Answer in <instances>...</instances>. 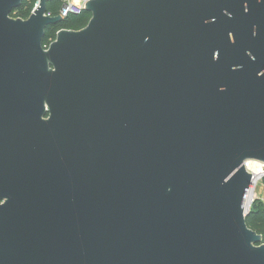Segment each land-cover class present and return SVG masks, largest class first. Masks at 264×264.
Masks as SVG:
<instances>
[{"label": "water", "instance_id": "water-1", "mask_svg": "<svg viewBox=\"0 0 264 264\" xmlns=\"http://www.w3.org/2000/svg\"><path fill=\"white\" fill-rule=\"evenodd\" d=\"M22 1L0 0V264H264L243 165L264 163V0L254 43H220L225 0H87L46 47L61 15Z\"/></svg>", "mask_w": 264, "mask_h": 264}, {"label": "trees", "instance_id": "trees-1", "mask_svg": "<svg viewBox=\"0 0 264 264\" xmlns=\"http://www.w3.org/2000/svg\"><path fill=\"white\" fill-rule=\"evenodd\" d=\"M36 0H23L21 5L28 4V8L19 14V17L26 18L33 6V3ZM60 0H49L46 2V13L51 15H56L59 12V8L61 7ZM21 5L13 10L19 9ZM90 14L81 9L78 14H67L64 18H62L58 23L53 25H48L45 27L44 35L42 38V44L47 45L51 40L54 39L55 33L59 29H80L81 27L85 26ZM264 181V176L262 178ZM245 223L246 225L252 229L253 231L257 232L261 235V243L264 244V205L261 203H257V199L250 205L246 215H245Z\"/></svg>", "mask_w": 264, "mask_h": 264}, {"label": "flooded vegetation", "instance_id": "flooded-vegetation-1", "mask_svg": "<svg viewBox=\"0 0 264 264\" xmlns=\"http://www.w3.org/2000/svg\"><path fill=\"white\" fill-rule=\"evenodd\" d=\"M250 1V0H247ZM239 0H225L222 6V17L221 22L217 26L218 30L216 33L220 35V43H236L240 38L241 43H254L255 36L251 34L246 38L244 31V21L246 18H243L244 10V1L242 0L241 6ZM48 114H45L44 117H47ZM115 129L118 132H121L123 129V121L120 118L115 126ZM126 129L128 133V116H127V123Z\"/></svg>", "mask_w": 264, "mask_h": 264}, {"label": "built area", "instance_id": "built-area-1", "mask_svg": "<svg viewBox=\"0 0 264 264\" xmlns=\"http://www.w3.org/2000/svg\"><path fill=\"white\" fill-rule=\"evenodd\" d=\"M61 1V7L59 8L58 14L61 15L62 18H64L67 14L72 13V14H78L81 9H83L84 3L87 0H60ZM35 6V4H34ZM33 9V8H32ZM31 9V11H32ZM30 11V12H31ZM47 15H51L49 13H46ZM43 45V44H42ZM43 47H46L44 44ZM254 160H244L243 165L245 169L251 174V183L250 187L247 193V196L245 198V203L249 209L250 205L254 202L255 199L258 198V196L254 193L255 192V185L262 179L264 176V163L256 161V165L259 167L260 171L259 176L254 179V174L252 165Z\"/></svg>", "mask_w": 264, "mask_h": 264}, {"label": "rangeland", "instance_id": "rangeland-1", "mask_svg": "<svg viewBox=\"0 0 264 264\" xmlns=\"http://www.w3.org/2000/svg\"><path fill=\"white\" fill-rule=\"evenodd\" d=\"M35 2L33 3L32 8L34 7ZM27 8H28V4H23V5H21V7L19 9L12 10L9 15H10V17H13V18L19 17V14L21 12H24ZM260 181L255 185V187L256 186L258 187L257 188V191H258V193H257V196H258L257 203H261V204L264 205V196H263V193H264V181H262V179ZM259 243H261V242H259Z\"/></svg>", "mask_w": 264, "mask_h": 264}, {"label": "bare ground", "instance_id": "bare-ground-1", "mask_svg": "<svg viewBox=\"0 0 264 264\" xmlns=\"http://www.w3.org/2000/svg\"><path fill=\"white\" fill-rule=\"evenodd\" d=\"M253 164L254 165H252L253 167H252V169H253V173H255L254 174V179H256L258 176H259V171H260V169H259V167L256 165V161H253ZM261 182V181H260ZM260 187V186H259ZM257 186L255 187V194L257 195V193H258V191H257Z\"/></svg>", "mask_w": 264, "mask_h": 264}]
</instances>
